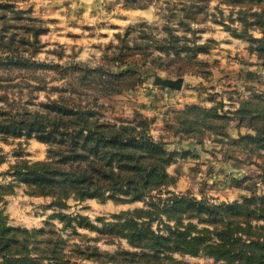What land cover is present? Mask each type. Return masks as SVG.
Listing matches in <instances>:
<instances>
[{"label": "rangeland", "instance_id": "1", "mask_svg": "<svg viewBox=\"0 0 264 264\" xmlns=\"http://www.w3.org/2000/svg\"><path fill=\"white\" fill-rule=\"evenodd\" d=\"M162 6L165 0L143 7L124 6V0H0V105L13 111L24 108L28 118L36 114L51 121L85 109L95 123L113 129L133 126L171 152L165 169L173 178L141 199L121 200L106 192L105 197L70 195L57 204L51 195L36 194L27 183L16 181L11 167L18 160L50 159L56 145L65 155H73L67 151L66 136L53 133L44 138L26 129L15 135L0 132V216L8 227L26 229L20 235L28 241L23 260L3 264L226 262L207 248L219 242L214 232L221 224L200 219L191 210L181 214L179 227L192 234L208 229L205 241L181 249L172 248L171 242L163 244L159 246L163 259H152L155 249L130 241L133 228L119 224L127 213L117 217L136 207L150 208L147 203L161 202L168 190L191 195L204 205L264 195V139L240 138L255 134L253 125H260L264 117L261 59L248 51L247 38L210 18L193 22L194 35L170 21L179 35L205 42L206 50L197 48L191 57L188 50L176 54L161 48L158 42L166 35L167 18ZM216 6L224 16L237 15V7L209 1L210 11ZM143 9H151V15L137 17ZM251 9L264 10V0ZM232 25H239L238 20ZM249 31L261 35L257 28ZM156 76H181L182 85L157 84ZM247 99L249 104L243 105ZM52 101L73 111L53 107L48 114L41 103ZM252 110L258 112L254 118ZM45 125L41 133L52 130L48 122ZM90 133L83 129L80 135ZM158 217L149 223L158 234L167 233L164 222L176 225L175 214ZM136 220V227H146L147 216ZM252 223L264 224V219L253 218ZM144 253L152 257L142 258ZM254 260L253 264H264L263 257Z\"/></svg>", "mask_w": 264, "mask_h": 264}, {"label": "trees", "instance_id": "2", "mask_svg": "<svg viewBox=\"0 0 264 264\" xmlns=\"http://www.w3.org/2000/svg\"><path fill=\"white\" fill-rule=\"evenodd\" d=\"M153 1L124 0V6L143 7ZM209 1L165 0L166 7L162 6L160 11L164 14L166 12L167 18L163 24L166 35L159 40L160 47L176 54L181 53V50H188L191 57L197 48L206 50L208 45L205 42L196 43L197 36L191 40L185 33L179 35L174 30L177 27L185 28V30H191L194 35L196 29L191 27L193 22L201 23L210 18L220 22L232 34L247 38L249 41L248 51L256 54L264 65V10L251 9L252 5L260 0H218L231 8L237 7V15L234 17L231 14L224 16L218 6L214 11H210L208 9ZM226 19L229 21L225 22ZM172 20H176L177 27L171 25L170 21ZM235 20H238L239 25H232ZM250 27L257 28L261 35L254 36L249 31ZM253 97L254 99L259 98L258 96ZM250 99L244 100L243 105L249 104ZM243 105L238 107V114L243 110ZM41 106L42 109L46 108L48 114L51 113L53 107L73 111L72 107L64 106L56 101L41 103ZM21 109L13 111L0 105V132L15 135L26 129V131L39 132V137L50 138L51 134L60 133L67 138V151L73 155H65L60 151L61 147L56 145L57 149L50 150L52 153L50 159L31 162L18 160L11 167L16 181L27 183L36 194L51 195L57 204L62 203L61 200L70 195L77 198L105 197L106 192L116 199H141L153 189L165 187L173 181L172 176L165 169L171 152H166L159 141H155L143 131H137L133 126H120L113 129L112 125L95 123L91 113L85 109L75 110L70 112L74 114H70L66 118L58 117V120L53 118L52 121L44 120L36 114H32V118H28V112L24 108ZM244 109L250 110L245 107ZM252 114L254 118L258 112L252 110ZM238 116L243 122V117ZM261 120L260 125L251 124L255 127V134H241L240 138L263 140L264 117ZM46 122L52 130L41 133L44 132ZM60 128L64 129V132L60 131ZM83 129L93 133L82 136L80 132ZM82 137H84L83 140L80 139ZM52 138L54 139V137ZM85 152H91L95 156H89ZM168 191L170 194L161 202L150 200L147 203L150 208L136 207L117 215L120 217L127 213L124 216L126 221L119 224L125 225V228H133L128 233L131 242L156 250L152 259H163L159 255L162 252L159 246L161 248V245L168 242H171L172 248L181 249L188 245L198 247L201 242L205 241L206 237H203V234L206 231L210 232L208 229L197 230L192 234L189 229L179 227L182 219L181 214L190 210L200 216V219H207L216 226L221 224L214 232L219 242L207 245V248L212 249L216 259L224 258L226 261L224 264H253L256 256L264 258L262 251L264 248V224L252 223L253 218L264 219V195L244 196L240 201L233 200L217 205H204L191 195ZM162 213H166L168 218L175 214L176 219V225L173 227L168 222H164L167 226L165 235L156 233L149 225L150 221L158 216L159 219H162ZM171 213L172 215H170ZM138 216H147V220L144 222L146 227L143 229L136 227L138 223L136 217ZM25 231L24 228L8 227L0 216L2 264L14 258L15 261L25 258L28 241L25 236L20 235ZM196 247L194 251H196ZM150 257H152L151 254L144 253L142 258L150 259ZM177 261L173 264H184Z\"/></svg>", "mask_w": 264, "mask_h": 264}, {"label": "water", "instance_id": "3", "mask_svg": "<svg viewBox=\"0 0 264 264\" xmlns=\"http://www.w3.org/2000/svg\"><path fill=\"white\" fill-rule=\"evenodd\" d=\"M183 78L181 76L177 78L160 77L156 76L154 82L157 84L165 85L172 88H180L182 85Z\"/></svg>", "mask_w": 264, "mask_h": 264}, {"label": "crops", "instance_id": "4", "mask_svg": "<svg viewBox=\"0 0 264 264\" xmlns=\"http://www.w3.org/2000/svg\"><path fill=\"white\" fill-rule=\"evenodd\" d=\"M137 13V17H146L151 15V9H143V10H139L136 12Z\"/></svg>", "mask_w": 264, "mask_h": 264}]
</instances>
